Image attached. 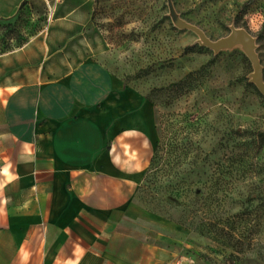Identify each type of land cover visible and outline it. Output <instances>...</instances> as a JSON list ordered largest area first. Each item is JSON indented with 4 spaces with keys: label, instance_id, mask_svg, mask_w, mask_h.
Wrapping results in <instances>:
<instances>
[{
    "label": "rangeland",
    "instance_id": "374dc122",
    "mask_svg": "<svg viewBox=\"0 0 264 264\" xmlns=\"http://www.w3.org/2000/svg\"><path fill=\"white\" fill-rule=\"evenodd\" d=\"M91 2L94 61L151 106L154 157L131 206L138 226L168 264H264V98L250 62L196 45L171 24L166 0ZM172 2L212 41L232 25L250 33L264 80V0ZM45 8L24 2L0 20V55L46 30Z\"/></svg>",
    "mask_w": 264,
    "mask_h": 264
},
{
    "label": "crops",
    "instance_id": "0c3cea01",
    "mask_svg": "<svg viewBox=\"0 0 264 264\" xmlns=\"http://www.w3.org/2000/svg\"><path fill=\"white\" fill-rule=\"evenodd\" d=\"M37 2L46 30L0 55V264H168L131 211L151 106L90 54L91 0Z\"/></svg>",
    "mask_w": 264,
    "mask_h": 264
},
{
    "label": "water",
    "instance_id": "95a60500",
    "mask_svg": "<svg viewBox=\"0 0 264 264\" xmlns=\"http://www.w3.org/2000/svg\"><path fill=\"white\" fill-rule=\"evenodd\" d=\"M168 18L173 27L179 31H188L196 36L195 44L201 48H206L214 55L224 52L239 50L248 59L252 67V73L248 76L249 82L256 88L264 98V80L262 66L256 52V39L245 29L236 28L234 25L229 27V34L216 41L210 40L204 32L197 26L186 22L176 12L172 0H166Z\"/></svg>",
    "mask_w": 264,
    "mask_h": 264
},
{
    "label": "trees",
    "instance_id": "16d2710c",
    "mask_svg": "<svg viewBox=\"0 0 264 264\" xmlns=\"http://www.w3.org/2000/svg\"><path fill=\"white\" fill-rule=\"evenodd\" d=\"M191 51H193V47H188V48L185 49V53H186V52H191ZM144 100H145V99H144ZM145 101H146V100H145ZM260 136L263 137L262 134H261ZM154 151H155V150H153V155H152V158H151V160H150V164L153 162Z\"/></svg>",
    "mask_w": 264,
    "mask_h": 264
}]
</instances>
